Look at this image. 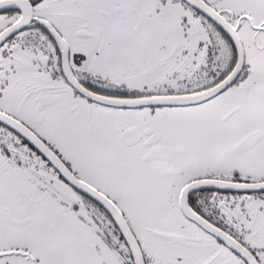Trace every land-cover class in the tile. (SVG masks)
Listing matches in <instances>:
<instances>
[{
	"label": "snow or ice",
	"instance_id": "1",
	"mask_svg": "<svg viewBox=\"0 0 264 264\" xmlns=\"http://www.w3.org/2000/svg\"><path fill=\"white\" fill-rule=\"evenodd\" d=\"M0 264H264V0H0Z\"/></svg>",
	"mask_w": 264,
	"mask_h": 264
}]
</instances>
